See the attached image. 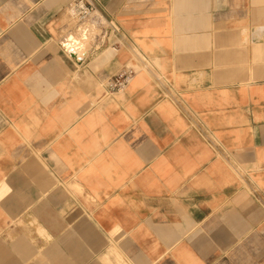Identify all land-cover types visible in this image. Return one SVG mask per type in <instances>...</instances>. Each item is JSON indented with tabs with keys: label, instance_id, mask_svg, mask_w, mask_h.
<instances>
[{
	"label": "crops",
	"instance_id": "crops-1",
	"mask_svg": "<svg viewBox=\"0 0 264 264\" xmlns=\"http://www.w3.org/2000/svg\"><path fill=\"white\" fill-rule=\"evenodd\" d=\"M75 1L0 0V264H264V0Z\"/></svg>",
	"mask_w": 264,
	"mask_h": 264
},
{
	"label": "built area",
	"instance_id": "built-area-1",
	"mask_svg": "<svg viewBox=\"0 0 264 264\" xmlns=\"http://www.w3.org/2000/svg\"><path fill=\"white\" fill-rule=\"evenodd\" d=\"M72 15L77 19L78 28L90 23L92 15L96 12V6L91 0H76L71 8ZM77 28V29H78ZM136 75L132 68H125L115 75L107 84L108 90L112 93L124 91Z\"/></svg>",
	"mask_w": 264,
	"mask_h": 264
},
{
	"label": "water",
	"instance_id": "water-1",
	"mask_svg": "<svg viewBox=\"0 0 264 264\" xmlns=\"http://www.w3.org/2000/svg\"><path fill=\"white\" fill-rule=\"evenodd\" d=\"M83 27H84V26H83ZM83 27H79V28H78V32H79V33L81 32V30L83 29ZM74 42H76V36H74V35H70V36L66 39V41L64 42V46H65V48L67 49V51L69 52V54H70L72 57H74V58H76V59H82L84 56L80 57V55H77L74 51L71 50V47L68 46L69 43H74Z\"/></svg>",
	"mask_w": 264,
	"mask_h": 264
},
{
	"label": "bare ground",
	"instance_id": "bare-ground-1",
	"mask_svg": "<svg viewBox=\"0 0 264 264\" xmlns=\"http://www.w3.org/2000/svg\"><path fill=\"white\" fill-rule=\"evenodd\" d=\"M96 14H97V12H96L95 14H93V16H95ZM97 21L100 22V20H97ZM84 27H85V28H84L85 30H86V27H88V28H90V29H94V26H93L92 24H89V25H86V26L84 25ZM91 31H92V30H91ZM93 32H94V31H93ZM82 33H83V32H82ZM84 33H86V32H84ZM87 33H88V31H87ZM89 34H91V33H89ZM79 36H80V34H79ZM84 36H85V38H86V37L89 38V37H88L89 35H88V36H87V35H84ZM77 37H78V36H77ZM87 38H86V39H87ZM78 39H80V38H78ZM81 40H82V39H81ZM79 43H80V40H79ZM71 44H72V43H69L68 46L71 47V46H72ZM73 44H74V43H73ZM85 44H86V46H85ZM88 45H89V42H88V43L85 42V41H84V42H81V49H82V51H83L84 49H86L87 47L90 46V45H89V46H88ZM94 47H95V46H94ZM76 51H77V50H76ZM76 51H75V53L77 54ZM111 53L113 54V53H115V52L112 50ZM107 57H108V56H107Z\"/></svg>",
	"mask_w": 264,
	"mask_h": 264
},
{
	"label": "rangeland",
	"instance_id": "rangeland-1",
	"mask_svg": "<svg viewBox=\"0 0 264 264\" xmlns=\"http://www.w3.org/2000/svg\"><path fill=\"white\" fill-rule=\"evenodd\" d=\"M71 13H72V12H71ZM72 22H73V26H74V25H75V26L78 25V22H77L76 20H73V19H72ZM84 25L86 26V25H89V24L87 23V24H84ZM84 25H82V26H80V27H83ZM71 45H72V44H71ZM86 49H87V48H86ZM84 50H85V49H84ZM84 50H83L82 52H84ZM108 53H111V52H108ZM136 53H137V56H135V58H137V59L141 58L143 61H145L146 65H147L148 67L154 69L153 64H151L150 61H147L142 55H140L138 50H136ZM105 55H106V56H109L110 54H105Z\"/></svg>",
	"mask_w": 264,
	"mask_h": 264
}]
</instances>
